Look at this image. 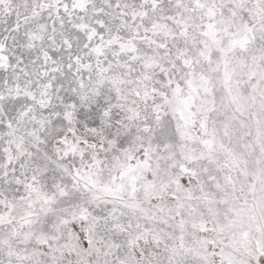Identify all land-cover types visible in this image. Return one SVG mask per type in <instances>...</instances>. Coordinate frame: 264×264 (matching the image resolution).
<instances>
[{
  "label": "snow or ice",
  "instance_id": "obj_1",
  "mask_svg": "<svg viewBox=\"0 0 264 264\" xmlns=\"http://www.w3.org/2000/svg\"><path fill=\"white\" fill-rule=\"evenodd\" d=\"M0 264H264V0H0Z\"/></svg>",
  "mask_w": 264,
  "mask_h": 264
}]
</instances>
